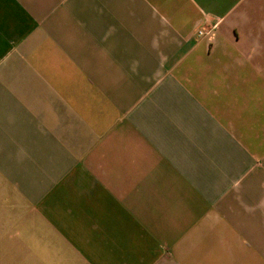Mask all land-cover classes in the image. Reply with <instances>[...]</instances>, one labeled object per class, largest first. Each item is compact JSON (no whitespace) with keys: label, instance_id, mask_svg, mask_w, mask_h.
<instances>
[{"label":"crops","instance_id":"0c3cea01","mask_svg":"<svg viewBox=\"0 0 264 264\" xmlns=\"http://www.w3.org/2000/svg\"><path fill=\"white\" fill-rule=\"evenodd\" d=\"M0 264H264V0H0Z\"/></svg>","mask_w":264,"mask_h":264},{"label":"built area","instance_id":"2783aa9c","mask_svg":"<svg viewBox=\"0 0 264 264\" xmlns=\"http://www.w3.org/2000/svg\"><path fill=\"white\" fill-rule=\"evenodd\" d=\"M205 34L204 30L200 29L197 31V36Z\"/></svg>","mask_w":264,"mask_h":264}]
</instances>
